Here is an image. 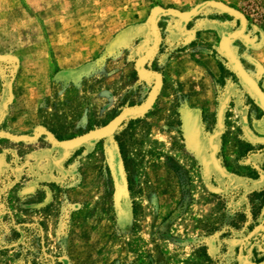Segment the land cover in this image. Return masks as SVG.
<instances>
[{"label":"rangeland","instance_id":"374dc122","mask_svg":"<svg viewBox=\"0 0 264 264\" xmlns=\"http://www.w3.org/2000/svg\"><path fill=\"white\" fill-rule=\"evenodd\" d=\"M225 36L264 91V0H0V264H264Z\"/></svg>","mask_w":264,"mask_h":264},{"label":"water","instance_id":"95a60500","mask_svg":"<svg viewBox=\"0 0 264 264\" xmlns=\"http://www.w3.org/2000/svg\"><path fill=\"white\" fill-rule=\"evenodd\" d=\"M175 13L179 14L182 17H185L184 15L186 14V13H181V12H178V11H176ZM229 43H230V38L228 36H225L222 39V50H223V53L231 60L233 68L236 70V72L244 79V81L254 91V93L256 94V96L258 98L259 104L264 109V91L257 84V82L243 68V66L241 65L239 59L231 51V49L229 47ZM92 132H90V133H88V134H86L84 136H81L78 139H75V140L71 141L70 143H72V144H70V145H75V144L81 143L83 141L102 136V135H98V134H93ZM73 142H74V144H73Z\"/></svg>","mask_w":264,"mask_h":264},{"label":"bare ground","instance_id":"6f19581e","mask_svg":"<svg viewBox=\"0 0 264 264\" xmlns=\"http://www.w3.org/2000/svg\"><path fill=\"white\" fill-rule=\"evenodd\" d=\"M185 17H183V18H187V17H189L190 16V14H185L184 15ZM182 17V16H181ZM141 65V64H140ZM143 74H145L146 72H142ZM159 82V81H158ZM160 83V82H159ZM158 84V83H157ZM157 84H156V86H157ZM157 89V88H156ZM156 91V90H155ZM152 94H154V92L152 93ZM156 94V93H155ZM152 96H154V95H152ZM152 101V100H151ZM150 101V102H151ZM149 102V103H150ZM148 106H149V104H148ZM119 121V119H117L116 121H114L113 123H111V124H109V125H107L106 127H103V128H100V129H98V130H96V131H93L92 133L93 134H98V135H105V134H107V133H109L111 130H112V128L114 127V125H115V123L116 122H118ZM70 144H72V143H70ZM73 144H74V142H73Z\"/></svg>","mask_w":264,"mask_h":264},{"label":"flooded vegetation","instance_id":"af4514ba","mask_svg":"<svg viewBox=\"0 0 264 264\" xmlns=\"http://www.w3.org/2000/svg\"><path fill=\"white\" fill-rule=\"evenodd\" d=\"M121 145V144H120ZM122 146V145H121Z\"/></svg>","mask_w":264,"mask_h":264}]
</instances>
